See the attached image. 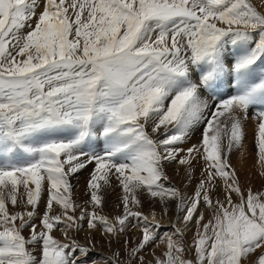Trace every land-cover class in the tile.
<instances>
[{"label":"snow or ice","instance_id":"1","mask_svg":"<svg viewBox=\"0 0 264 264\" xmlns=\"http://www.w3.org/2000/svg\"><path fill=\"white\" fill-rule=\"evenodd\" d=\"M260 64L264 0H0V264H83L94 233L111 244L133 219L136 242L103 264H264V190L230 163L254 120L264 177ZM173 163L201 164L191 196L166 183ZM89 165L81 206L71 180ZM145 198L175 204L171 235Z\"/></svg>","mask_w":264,"mask_h":264},{"label":"rangeland","instance_id":"2","mask_svg":"<svg viewBox=\"0 0 264 264\" xmlns=\"http://www.w3.org/2000/svg\"><path fill=\"white\" fill-rule=\"evenodd\" d=\"M38 12H39V10H38ZM250 121H253V122H255L254 120H250ZM254 126V125H253ZM251 128V129H250ZM250 128H249V125L247 124V131L249 132H247L248 133V135H247V139L243 142V146L241 147V150L238 148H236V149H233V151H232V153L236 150L237 152H236V154L234 155V159H236V160H233V158H230V160H232L230 163H231V166H232V168H234V166L236 165V163H240V161H245V160H247V161H249V162H254L255 164H251L252 165V167L251 166H248V164H247V166H246V164L245 165H243V164H241V166H240V164H237V168H236V170H235V172H236V175H237V177H238V179H241L242 178V180L243 181H245L246 182V184L247 185H250V184H252V185H250L249 187H251L252 189H253V191H257V190H264V185H261L262 186V188H260V181H262V183L264 184V177H262L258 172H257V169L259 168L257 165V159H256V156H255V150H254V148H253V143H252V135H251V133H252V126H250ZM196 134H197V136H196ZM250 134V135H249ZM198 137H199V132L197 131L196 133H195V135L193 136V138H191L190 140H188L187 141V143H185V144H187L186 146H185V148H187L188 146L190 147L192 144H194V143H196L197 142V140L196 139H198ZM196 140V141H195ZM193 141H195V142H193ZM193 142V143H192ZM99 145H101L100 143H98ZM184 144V145H185ZM184 145H181V146H183L184 147ZM245 148V150H244V148ZM246 147H249V148H246ZM243 148V149H242ZM252 148V149H251ZM250 149V150H249ZM251 150H252V152H251ZM99 151H101V150H99ZM241 151H242V153H241ZM243 151H244V153H243ZM239 152H240V154H239ZM248 154H247V153ZM238 154V155H237ZM247 154V155H246ZM240 155V156H239ZM236 156H238V158H236ZM255 156V157H254ZM242 158V159H241ZM244 158V159H243ZM249 158V159H248ZM237 159H239V160H237ZM196 166H199L198 168H196ZM167 167H169L170 169H167ZM166 167V169H165V171H166V174L168 175V177H169V179H171L172 177H173V180H172V183L174 182V180H175V175H173V173H179V174H181V175H184V173L185 174H187V175H185L184 177L188 180V183L190 184V185H192V186H194V187H196V184L198 183V182H196L197 180L199 181V179H200V177H201V174H200V176H199V172L201 173V171H202V166H201V164H195L194 165V167L192 168V169H190L189 171H190V175H189V172H186V170H185V168L184 167H182V166H179L181 169H183L182 170V172H184V173H182L181 172V169L177 166V168L176 167H173V166H167ZM243 167V168H242ZM245 167V168H244ZM199 169H201V171H199L197 174H196V172L199 170ZM242 169V170H241ZM246 169V170H245ZM254 171H253V170ZM92 170V166L91 165H89V168L88 169H84V170H82L80 173H78L77 175V177L76 178H74V179H72L71 180V183H72V185H73V198H74V200H75V202H77V201H81V202H86L88 199H89V197H88V193H87V181L86 180H88V178H89V173H90V171ZM250 170H252L251 172H250ZM196 171V172H195ZM89 172V173H88ZM193 172H195V174H193ZM192 174H193V176H198V178L196 177L195 179H194V177L192 178ZM85 177V179H84V177ZM87 176V177H86ZM261 177V178H260ZM185 178H183V176H182V179H185ZM263 178V179H262ZM77 179V180H76ZM185 179V180H186ZM197 179V180H196ZM187 180H186V182H187ZM190 180H192V182L193 183H195L194 185H193V183L190 181ZM241 180V182L243 183V181ZM169 181V180H168ZM167 181V182H168ZM85 182V183H84ZM166 182V183H167ZM180 182V184L181 185H183L182 184V180L181 181H179ZM169 184V183H168ZM84 185V186H83ZM86 185V186H85ZM181 185H179V183H178V186H180L181 187ZM117 191H121L120 189H118L117 187L113 190V189H110L106 194H105V204H104V208H103V211H102V213L101 214H103V215H107L106 214V210L108 209V207L110 206V204L112 203V201L114 200V201H117L118 202V204H119V206L122 208V206H121V203H120V198H121V195H122V193L120 192L119 194L117 193L116 194V192ZM172 204H174V203H172ZM168 205H170V203L168 204ZM156 206L158 207V208H161V209H163V206L162 205H160L159 203H156ZM143 209H144V207H143ZM138 223V222H137ZM137 223H134V220H132L131 221V224L129 225V228H128V230L125 232V233H123V234H121L120 235V237H119V240H117V239H115V238H113L112 240H111V244H109L108 242H107V238L105 237V235L103 234V232H102V230L101 231H97L96 233H94V239H95V241H96V246H95V248L93 249V250H91V255H90V257L88 256L86 259H83V264H92V262L93 261H96L97 262V264H103V262H102V258L103 257H111L112 256V252L113 251H120V252H124L125 250H126V246L124 245V241L125 240H130V241H132L133 242V244L136 242V240H137V238L139 237V235H140V232H139V230H138V228H136V227H132V225H135V224H137ZM87 226V225H86ZM87 227H85V229H86ZM28 234V232H27V230H26V232H25V235H27ZM55 235H56V237L58 238V239H61L62 238V234L61 233H59V232H57V233H55ZM171 235V234H170ZM85 236H86V232L85 231H82V232H80L78 235H77V239L79 240V242L81 243V244H84L85 243ZM166 236H168V234H165V233H162L161 235H160V237H166ZM159 241H157V243H158ZM153 249H155L156 250V253H157V255H159L160 254V250L159 249H157L156 248V246L154 245V247H152ZM149 251H151V249L149 250Z\"/></svg>","mask_w":264,"mask_h":264},{"label":"bare ground","instance_id":"3","mask_svg":"<svg viewBox=\"0 0 264 264\" xmlns=\"http://www.w3.org/2000/svg\"><path fill=\"white\" fill-rule=\"evenodd\" d=\"M254 2H255V0H254ZM32 23H33V25L35 24V20H33L32 21ZM29 29L28 28H25L23 31L24 32H27ZM259 67L260 68H262V69H264V64H260L259 65ZM247 124L249 125V128H250V126H252V129H253V125L255 124V122H253V121H247ZM251 129V128H250ZM248 132V131H247ZM249 133V132H248ZM250 135V134H249ZM251 135H252V133H251ZM196 136H197V134H196ZM252 137V136H251ZM248 138V137H247ZM197 140V139H196ZM195 140V141H196ZM195 141H193V142H195ZM192 142V143H193ZM244 142V141H243ZM98 143H100V141H98V142H96L95 143V150L96 151H99V150H101V145H99ZM188 144V143H187ZM187 144H185L184 145V147L187 145ZM183 147V146H182ZM189 147V146H188ZM244 148V147H243ZM242 148V149H243ZM246 148H249V147H246ZM238 149V148H237ZM240 150H241V148H239ZM252 149V148H251ZM244 150H245V148H244ZM247 150V149H246ZM245 150V151H246ZM250 150V149H249ZM236 150L233 152V153H231V155H230V158H233L234 157V155L236 154ZM251 152H252V150H251ZM255 152V151H254ZM241 153H242V151H241ZM243 153H244V151H243ZM247 153V152H246ZM253 153V152H252ZM239 154H240V152H239ZM248 154V153H247ZM246 154V155H247ZM238 155V154H237ZM240 156V155H239ZM255 157V156H254ZM236 158H238V156H236ZM242 159V158H241ZM244 159V158H243ZM249 159V158H248ZM233 160H236V159H234L233 158ZM237 160H239V159H237ZM232 160H230V162H231ZM240 161V160H239ZM237 164H240V166H241V164H243V165H245L246 164V166H247V164H248V166H251L252 167V165L251 164H255L253 161L252 162H249V161H247V160H245V161H240V163H236V165L234 166V170H236V168H237ZM197 165V164H196ZM169 166H173V167H176L177 168V166L179 167V165H177V164H175V163H173V164H171V165H169ZM258 166V165H257ZM183 167V166H182ZM181 167V168H182ZM199 166H196V168H198ZM259 167V166H258ZM89 168V167H88ZM87 168V169H88ZM180 168V167H179ZM180 168V169H181ZM195 168V167H194ZM243 168V167H242ZM245 168V167H244ZM167 169H170L169 167H167ZM182 170L183 169H181V172H182ZM242 170V169H241ZM246 170V169H245ZM253 170V169H252ZM252 170H250V172L252 171ZM191 171V170H190ZM199 171H201V169H199L197 172H196V174L199 172ZM254 171V170H253ZM252 171V172H253ZM259 171H260V169L258 168L257 169V172L259 173ZM195 172H193V174H195ZM251 172V173H252ZM89 173V172H88ZM182 173H184V172H182ZM193 174H192V178L194 177V179L197 177L198 178V176H193ZM195 174V175H196ZM199 174V176H200V172L198 173ZM173 175H175L174 177H175V180H174V182L172 183V180H173V177L171 178V179H169V181L167 182V184L169 185V186H172V187H175V188H178V189H180L181 190V192L186 196V197H189V196H191L192 195V193L194 192V190H195V183H193L192 182V180H190L192 183H193V185L194 186H192V185H190L189 183H188V180L186 179L187 177L185 176V175H187V174H185L184 173V175H181V174H179L178 172L177 173H173ZM78 176V175H77ZM182 176H183V178H185L186 180H187V182H186V180L185 179H182ZM185 176V177H184ZM191 176V175H190ZM84 177V176H83ZM87 177V176H86ZM261 178V177H260ZM74 179V178H73ZM84 179H85V177H84ZM199 179V178H198ZM263 179V178H262ZM77 180V179H76ZM182 180V184L183 185H181L180 184V182L179 181H181ZM197 180V179H196ZM239 180V183H240V185L243 187V188H245V189H247L250 185H252V184H250V185H247L246 184V182L245 181H243L242 180V178L241 179H238ZM241 180L243 181V183L241 182ZM264 180V179H263ZM87 181V180H86ZM196 182H198V180L196 181ZM85 183V182H84ZM178 183H179V185H181V187L180 186H178ZM197 185V184H196ZM261 185H264L263 183H262V181H260V188H262V186ZM84 186V185H83ZM86 186V185H85ZM118 189H119V187H117ZM253 190V189H252ZM121 191H117L116 192V194L118 193H120ZM45 199H46V194H45V197H44ZM221 198H222V193H221ZM77 204H79V205H81V206H83V205H85V203L84 202H81V201H77L76 202ZM170 203V205H168V215H163V209H161V208H158L157 206H156V203L155 204H153L150 200H148L147 198H145L144 199V209H142V211H143V213L145 214V215H147L148 217H149V224L150 225H154V224H156V222L157 221H160V223H161V227L157 230V234L160 236L162 233H165V234H168V235H170V234H172V232L174 231V225L176 224V222H177V220L179 219V212H178V209L175 207V204H172L173 202H169ZM43 211V206H41V212ZM122 212H123V209L119 206V204H118V202L117 201H112V203L110 204V206L108 207V209L106 210V214H107V216L111 219L112 217H115V216H118V215H121L122 214ZM155 213V215H156V220H153L152 219V213ZM38 219V218H37ZM142 223V222H141ZM85 227H87L86 226V223L84 224V228ZM26 232V231H25ZM192 235H193V232H192V230H189V231H187L186 233H185V236H184V239H185V242L186 243H188V244H190L191 243V241H192ZM161 238H164V237H161ZM159 243V242H158ZM152 247H154V245L152 246ZM163 247V245H161V248ZM160 250V249H159ZM90 255H91V253H90ZM90 255H89V257H90Z\"/></svg>","mask_w":264,"mask_h":264}]
</instances>
